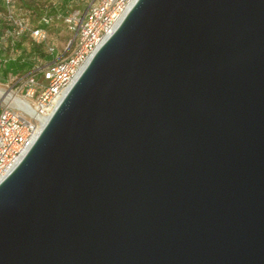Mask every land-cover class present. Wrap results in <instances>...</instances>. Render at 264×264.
<instances>
[{"label": "water", "instance_id": "obj_1", "mask_svg": "<svg viewBox=\"0 0 264 264\" xmlns=\"http://www.w3.org/2000/svg\"><path fill=\"white\" fill-rule=\"evenodd\" d=\"M0 264H264V0H135L0 181Z\"/></svg>", "mask_w": 264, "mask_h": 264}, {"label": "built area", "instance_id": "obj_2", "mask_svg": "<svg viewBox=\"0 0 264 264\" xmlns=\"http://www.w3.org/2000/svg\"><path fill=\"white\" fill-rule=\"evenodd\" d=\"M134 2L91 0L84 15L80 17L74 12L66 19L75 37L65 56L43 67L37 66L29 74L0 87V181L28 151L42 127L41 119L46 121L53 113L81 70ZM7 22V34L17 37L27 34L35 44L41 45L46 43V27L52 23V18L44 15L40 19L41 26L34 27L8 13ZM47 50L54 51L51 47ZM38 75L43 82L38 81Z\"/></svg>", "mask_w": 264, "mask_h": 264}, {"label": "trees", "instance_id": "obj_3", "mask_svg": "<svg viewBox=\"0 0 264 264\" xmlns=\"http://www.w3.org/2000/svg\"><path fill=\"white\" fill-rule=\"evenodd\" d=\"M7 0H0V10H2L5 14L3 21L0 23V39H2V36H5V45L0 46V54L5 53H17V57L12 59H0V62L2 63L0 65V69L3 75L4 79L9 78L10 76H13V79H15L16 76H24L26 74H29L32 72L37 66L43 67L45 65H48L59 58H55L52 56V54H49L48 52L44 51L42 45L35 44L31 39L30 36L25 34L20 37L9 35L6 33V31L9 29L8 22H7V16L8 13L12 15L15 19H21L24 20L26 23L38 27L40 25V19L44 15H48L49 12H44L43 9H40V11H34L27 6H23L25 10H29V13L27 16H18L15 13V5L13 3V0H9V3H6ZM72 0H64L62 1L61 9L62 11H65L68 7L69 3ZM23 3V0H21ZM44 12V13H43ZM55 15L57 12L53 10L51 14ZM50 16V15H48ZM51 17V16H50ZM52 24V23H51ZM51 24L46 27V30L48 31L51 27ZM41 59L43 61L42 64L35 65V61ZM40 76V75H39ZM12 79V80H13Z\"/></svg>", "mask_w": 264, "mask_h": 264}, {"label": "rangeland", "instance_id": "obj_4", "mask_svg": "<svg viewBox=\"0 0 264 264\" xmlns=\"http://www.w3.org/2000/svg\"><path fill=\"white\" fill-rule=\"evenodd\" d=\"M62 1L64 0H23V3L21 0H13V3L15 5V13L18 16H26L31 13L28 12L23 8V6H27L28 9L31 7L34 11H40V9H43L44 12H49L48 15L52 18V24L49 30L47 31V40L46 43L41 44L44 51L48 52V48H53L54 51L52 53L48 52L49 54H52L56 59L61 58L65 56V54L68 52L69 47L73 46L75 32L70 30L68 28V24L66 22V19L73 14L74 12H78V15L81 17L83 13L86 11L89 3L91 0H72L65 11H62L60 8L62 5ZM55 10L57 13L53 15L51 12ZM43 12V13H44ZM4 12L0 10V23L4 19ZM3 38L0 39V46L5 45V36H2ZM70 44V46H68ZM17 53L8 52L5 54H0V59H8L9 57L14 59L17 57ZM43 61L41 59L35 61V65L42 64ZM2 63L0 62V65ZM1 68V67H0ZM20 77L16 76L15 78ZM13 76H10L7 79L3 78L1 69H0V87H4L6 85H9L12 82ZM37 79L39 82H43L42 76H37Z\"/></svg>", "mask_w": 264, "mask_h": 264}, {"label": "bare ground", "instance_id": "obj_5", "mask_svg": "<svg viewBox=\"0 0 264 264\" xmlns=\"http://www.w3.org/2000/svg\"><path fill=\"white\" fill-rule=\"evenodd\" d=\"M42 120V126H43V124L45 123L44 121H45V118L44 119H41ZM47 120V119H46Z\"/></svg>", "mask_w": 264, "mask_h": 264}]
</instances>
